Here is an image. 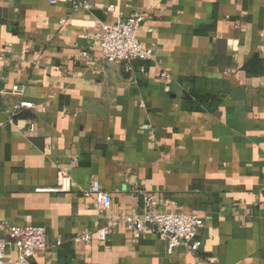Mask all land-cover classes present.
<instances>
[{"label":"crops","instance_id":"obj_1","mask_svg":"<svg viewBox=\"0 0 264 264\" xmlns=\"http://www.w3.org/2000/svg\"><path fill=\"white\" fill-rule=\"evenodd\" d=\"M79 1L0 0V225L46 230L36 264H264V0ZM138 14L153 59L108 64L95 36ZM150 199L199 252L114 226Z\"/></svg>","mask_w":264,"mask_h":264},{"label":"built area","instance_id":"obj_2","mask_svg":"<svg viewBox=\"0 0 264 264\" xmlns=\"http://www.w3.org/2000/svg\"><path fill=\"white\" fill-rule=\"evenodd\" d=\"M76 9L89 10L92 8L87 1H79ZM145 21L143 14L122 20L116 24H104L103 31L95 37L100 42L103 59L108 64L123 63L128 71L135 61H150L154 57L153 47H144L139 39L142 23ZM23 89L13 88V93L22 95ZM2 92H0L1 94ZM32 107L31 104L21 102L19 109ZM73 189L71 175L65 170L58 171V184L54 191L57 193H70ZM97 193L96 207L109 210L112 204L110 195ZM92 194V193H91ZM86 193L87 197L91 196ZM152 199L147 201L144 214L140 218L127 216L114 226L122 225L127 230L145 233L148 230L167 241L169 252L172 253L178 247H185L192 252H199L202 247L200 231L205 227V221L196 214L156 213L153 211ZM0 264H36L39 256L49 249L47 232L41 227H16L9 223L0 225ZM113 230L111 226L103 227L97 231L98 239L108 242ZM83 240L90 244L92 237L86 235ZM14 254L16 256H14ZM194 264V263H192Z\"/></svg>","mask_w":264,"mask_h":264}]
</instances>
